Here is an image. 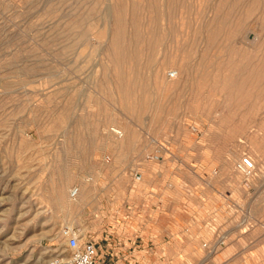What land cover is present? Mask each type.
<instances>
[{
	"label": "rangeland",
	"instance_id": "obj_1",
	"mask_svg": "<svg viewBox=\"0 0 264 264\" xmlns=\"http://www.w3.org/2000/svg\"><path fill=\"white\" fill-rule=\"evenodd\" d=\"M175 190L213 206L225 264H264V0H0V264L66 260L63 229L97 246Z\"/></svg>",
	"mask_w": 264,
	"mask_h": 264
},
{
	"label": "crops",
	"instance_id": "obj_2",
	"mask_svg": "<svg viewBox=\"0 0 264 264\" xmlns=\"http://www.w3.org/2000/svg\"><path fill=\"white\" fill-rule=\"evenodd\" d=\"M162 175L167 177L164 180L167 187L163 188L167 189V195L169 189L178 186L177 176L189 182L187 174L180 176V172H162ZM201 177L206 178L208 174ZM217 182L213 177L206 180L208 192H214ZM171 195L163 197V203L155 210L139 200L127 204L123 210L117 209V205L116 215L99 228L98 264H225V252L215 249L220 238H210L211 250L202 247L205 240L200 232L214 212L213 206L207 209L201 202L193 203L194 199L183 190H175ZM99 248H103L100 254Z\"/></svg>",
	"mask_w": 264,
	"mask_h": 264
},
{
	"label": "built area",
	"instance_id": "obj_3",
	"mask_svg": "<svg viewBox=\"0 0 264 264\" xmlns=\"http://www.w3.org/2000/svg\"><path fill=\"white\" fill-rule=\"evenodd\" d=\"M235 171L243 180H247L254 175L255 164L248 155L243 154L235 163ZM75 191L76 188H73L72 194ZM62 232L66 238L67 247L70 249L69 257L64 261L54 258L49 264H98L97 246L92 240L85 239L79 242L73 231L63 229ZM220 243L219 241L216 244ZM202 247L211 250L206 243H202Z\"/></svg>",
	"mask_w": 264,
	"mask_h": 264
},
{
	"label": "bare ground",
	"instance_id": "obj_4",
	"mask_svg": "<svg viewBox=\"0 0 264 264\" xmlns=\"http://www.w3.org/2000/svg\"><path fill=\"white\" fill-rule=\"evenodd\" d=\"M157 73H158V75L163 76L162 84L164 85V87L165 86H169V87L170 86H175V85H177L180 82V76L181 75H180L179 69H176L175 71H169L168 74H165V71L162 69V70L157 71ZM164 75H165V77H164ZM122 90H128V89L126 88V89H122ZM117 92H119V91H117ZM109 134L110 135H115L117 138L120 137L119 140L122 141V143L126 142L131 136V134L129 136V132L128 131H126L124 129H122V131H119V130H117L115 128L110 129L109 130ZM234 171H235V166H234ZM70 193H71L70 194L71 197H69L70 198V202H68V204H67L68 207L72 208L74 206H79L81 203H83L87 199V198H83L81 190L78 189V188H76V191L73 194H72V191ZM57 202H61V198L60 199L58 198ZM53 259L54 258H51L49 261L46 262V264L47 263L49 264V262L51 260H53ZM61 260L64 261L65 259H61Z\"/></svg>",
	"mask_w": 264,
	"mask_h": 264
}]
</instances>
